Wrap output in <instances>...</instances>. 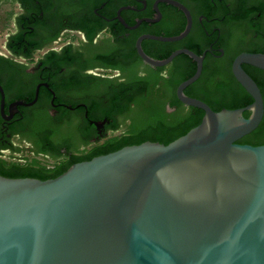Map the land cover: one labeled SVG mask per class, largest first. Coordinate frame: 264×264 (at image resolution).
I'll use <instances>...</instances> for the list:
<instances>
[{
    "label": "flooded vegetation",
    "instance_id": "obj_1",
    "mask_svg": "<svg viewBox=\"0 0 264 264\" xmlns=\"http://www.w3.org/2000/svg\"><path fill=\"white\" fill-rule=\"evenodd\" d=\"M175 1L190 14L188 33L174 41L143 38V51L163 59L189 49L202 56V70L185 87L186 95L199 98L202 89L218 84L225 92H210V100L247 94L246 105L251 103L232 66L241 53H264V0ZM187 22L185 11L168 0H0V159L21 151L16 140L23 142L31 158L7 165L47 178L89 155L140 139L136 135L144 128L161 135L143 141L170 142L171 131L197 111L179 99L176 83L182 73L195 72L197 61L179 53L166 65H150L136 42L145 34L178 35ZM241 66L264 103V69ZM19 100L33 102L11 110ZM263 119L264 113L260 123ZM254 130L240 143H264Z\"/></svg>",
    "mask_w": 264,
    "mask_h": 264
},
{
    "label": "water",
    "instance_id": "obj_2",
    "mask_svg": "<svg viewBox=\"0 0 264 264\" xmlns=\"http://www.w3.org/2000/svg\"><path fill=\"white\" fill-rule=\"evenodd\" d=\"M154 66L186 53L195 72L177 87L179 99L204 111L201 121L164 144L145 140L72 163L55 177L0 174V264H264V143L238 140L264 113L261 91L241 63L264 69V53L233 62L253 101L214 110L184 93L201 74L202 56L178 49ZM1 102L4 91L0 85ZM22 100L11 104L27 105ZM250 110L249 116L243 112Z\"/></svg>",
    "mask_w": 264,
    "mask_h": 264
},
{
    "label": "trees",
    "instance_id": "obj_3",
    "mask_svg": "<svg viewBox=\"0 0 264 264\" xmlns=\"http://www.w3.org/2000/svg\"><path fill=\"white\" fill-rule=\"evenodd\" d=\"M159 58V57H158ZM194 71H191V72H185V73H182L181 74V77L179 80H177L176 83H179L181 82L182 80L188 78L189 76H191L193 74ZM214 91H219V92H225V88L224 86L222 85H213L212 87H207L206 89H202L199 93V95H196L198 96L200 99L208 102L212 108L214 110H220L222 107H227V108H236V107H241V106H244L246 105V103L248 101H250L251 99L248 97L247 94H245V98L241 99V100H226L225 98L223 99H214L211 100L209 99V93L213 92ZM197 111L196 113H194L190 118H187L186 120H182L180 122V124L176 127L175 130L171 131V137L170 139L174 140L176 139L177 137L183 135L184 133H186L191 127L197 125L201 119H202V116L204 114V111L201 110V109H198L196 108ZM245 115H248V112L246 111L245 112ZM148 123H150V121H147ZM161 134H158L156 131H153L152 127H148V128H144L143 131H140L139 134H137L136 136H138V138L140 139H136L133 140V141H128L130 143H128L127 141L125 143H119L118 145L112 147L111 149H109L108 151H104L103 153H107V152H110V151H113V150H116V149H119L121 148L122 146L124 145H129V144H137V143H140L143 141V139H146V138H149V137H160ZM162 135H167V133H163ZM253 136L255 137H259V138H264V119L263 121L260 123V125L254 130L253 132ZM165 137V136H164ZM247 139V136H243V138L239 139L238 141L239 142H243V140ZM171 140V141H172ZM145 141V140H144ZM128 143V144H127ZM166 144V143H164ZM263 144V143H261ZM258 145V144H257ZM103 153H100V154H103ZM97 155H99V152H97ZM96 156V155H94ZM93 156L89 155L88 157H86V159L84 160H87V159H90L92 158ZM83 160V159H82ZM80 160V161H82ZM79 161V160H78ZM8 162H13V161H7L5 160L4 158L3 159H0V174L1 175H4V176H8V177H26V176H29V177H35V176H30V175H25L27 174L29 170L28 167H21V166H12V165H7ZM20 163V162H19ZM71 164H68L64 167H62L56 175L52 176V177H55L57 176L58 174L62 173L63 171H65ZM9 167V168H6ZM37 178H40V179H46L45 177H37ZM47 178H51V177H47Z\"/></svg>",
    "mask_w": 264,
    "mask_h": 264
},
{
    "label": "rangeland",
    "instance_id": "obj_4",
    "mask_svg": "<svg viewBox=\"0 0 264 264\" xmlns=\"http://www.w3.org/2000/svg\"><path fill=\"white\" fill-rule=\"evenodd\" d=\"M11 23V22H9ZM3 42H4V36L0 35V50H4L3 47ZM16 143H18L22 150L19 152H16V154H11L9 152L4 153L3 158L7 161H11L12 159H17V158H22V159H26L28 160L29 158H31V155L29 154V152L26 149V144L20 141L16 140Z\"/></svg>",
    "mask_w": 264,
    "mask_h": 264
}]
</instances>
